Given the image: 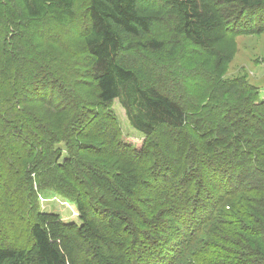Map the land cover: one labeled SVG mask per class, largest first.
I'll return each mask as SVG.
<instances>
[{"label": "trees", "instance_id": "16d2710c", "mask_svg": "<svg viewBox=\"0 0 264 264\" xmlns=\"http://www.w3.org/2000/svg\"><path fill=\"white\" fill-rule=\"evenodd\" d=\"M263 30L264 0H0V264H264V99L226 73Z\"/></svg>", "mask_w": 264, "mask_h": 264}, {"label": "rangeland", "instance_id": "374dc122", "mask_svg": "<svg viewBox=\"0 0 264 264\" xmlns=\"http://www.w3.org/2000/svg\"><path fill=\"white\" fill-rule=\"evenodd\" d=\"M235 42L236 52L229 63L226 72L227 75L235 76L236 74L245 72L250 82L254 84V86L259 87L258 90L260 91V95L264 99V30L255 34L238 35L235 37ZM76 79L80 82V77ZM112 109L119 119L122 138L136 148H139L145 136L131 126L119 100L115 99L112 102ZM43 194L45 199H42L41 202L45 210L58 212L62 220L78 221V211L73 203L66 201L67 204L64 205L59 203L61 202L59 200H62L60 197H58V200V198L51 194Z\"/></svg>", "mask_w": 264, "mask_h": 264}]
</instances>
